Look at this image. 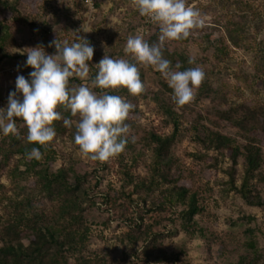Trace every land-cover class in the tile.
<instances>
[{
  "label": "rangeland",
  "instance_id": "obj_1",
  "mask_svg": "<svg viewBox=\"0 0 264 264\" xmlns=\"http://www.w3.org/2000/svg\"><path fill=\"white\" fill-rule=\"evenodd\" d=\"M91 1L92 8L85 0H7V7H16L20 14L29 15L38 24L47 20L56 32L55 38L58 41H76L78 32L79 35L86 36L95 46L93 58L89 61L90 76L95 74V66L92 64L98 63L105 54L129 60L132 55L124 51L129 35L139 34L146 40V36L153 33L151 38L154 39L149 43L159 42L158 24L146 16H141L134 6V0ZM188 4L200 10L205 21L204 26L193 29L188 36V42L166 41L163 54L172 61L173 67L178 52H184L196 60L197 66L207 73L212 90L208 94H201L196 88L190 102L177 105L171 98L172 90L162 74L152 66L137 62L145 95L132 97L124 94L121 88L109 91L125 97L136 107V110L130 111L126 122L130 126L128 135L134 139L139 152L136 165L128 164L129 161L127 163V168L134 176L143 174V161L151 159L150 133L169 134L173 130L171 115L176 116L179 130L170 149L172 171L180 174V184L190 186L197 194L202 211L196 216V221L204 231L203 237L189 239L182 232H175L174 224L168 222L172 214L158 210L146 211L145 207L142 208V202L138 201L136 193H131L133 201L124 199L121 192H131L132 186L126 184L116 155L98 163L89 159L74 144V137L71 135L73 129L56 134L49 142L55 150L54 168L72 165L78 171H88L90 176L99 178V184L88 190L91 198L96 201L95 206L90 209L91 219L94 221L90 225L88 245L98 253V259L105 260V264L180 263L172 259L154 262L140 255L134 256L135 247L125 246L126 243L120 241L121 234L129 227L125 224L127 217L131 213L136 216L139 209L145 223L152 224L154 229L165 233L172 231L161 243L171 254L182 252L180 264H235L240 255L247 252L249 235L246 228L254 232L257 246L264 248V207H250L243 202L229 184V177L225 172L229 165L228 158L198 143L192 130V125L198 120L244 142V133L226 119L220 110L235 108L242 102L244 105L255 103L264 107V87L260 84V80L264 79V0H188ZM1 10L5 22L9 23V34L12 37V41L6 46L10 55L16 56L24 52L25 48L38 44H43L46 53H55L54 44L50 47L41 42V34L37 28L13 20L9 8ZM10 57L1 60L0 107L6 106L9 92L15 90L17 75L22 74L27 78L33 70H24L23 62ZM8 67H15V70L8 71ZM86 82L88 81L73 77L70 78L69 86ZM94 90L101 91L99 88ZM232 112L234 111H230ZM67 117L73 121L77 119L71 112ZM262 121L260 118V122ZM16 122L20 130L24 122L21 118H16ZM3 135L0 132V139ZM248 135L256 138L264 149L263 135ZM16 158L13 155L6 166L0 168V185L3 186L0 187V197L5 194L16 198V188L13 190L16 179L8 174L10 168L16 164ZM22 168L20 165L19 169ZM240 172L241 165H237V186ZM90 184H93V180H90ZM105 195H109V199L104 203ZM114 200L117 207L113 205ZM124 202L127 205L123 211L125 216L120 213V203ZM5 203V200L0 201V213ZM106 218L110 222L105 225L101 221ZM140 249L141 247L137 248L136 252L139 253ZM246 261L247 259L242 264H246ZM257 264H264V254Z\"/></svg>",
  "mask_w": 264,
  "mask_h": 264
},
{
  "label": "trees",
  "instance_id": "obj_2",
  "mask_svg": "<svg viewBox=\"0 0 264 264\" xmlns=\"http://www.w3.org/2000/svg\"><path fill=\"white\" fill-rule=\"evenodd\" d=\"M7 6V0H0V67L3 65L1 60L4 57H15L24 64L27 59L26 53L23 52L16 56L10 55L6 46L12 41V37L9 34V23L2 17L1 9L9 8L13 20L37 28L42 43L50 46L56 39V32L47 20L38 24L29 15L20 14L16 7ZM152 35L153 33L146 36L148 42L154 39L151 38ZM188 39L190 38L176 41L185 43ZM170 54L172 55V52ZM190 59L192 58L186 53L178 52L176 63H181V70L197 66L194 59L195 63L189 64ZM129 61L137 63L132 56ZM30 68L24 67V70ZM95 72L94 68L93 73ZM260 84L264 87V79L260 80ZM121 89L124 94L131 95L126 88ZM197 90L201 94H208L212 90L207 73ZM140 94L145 95V92ZM157 99L161 101L160 98ZM132 110H136V107ZM58 111L62 113V117L70 114L63 106H60ZM220 113L244 133V142L228 133L212 129L198 120L192 125L194 139L206 149L214 150L228 158L229 165L225 172L229 177V184L246 205L264 207V149L256 138L248 135L258 133L264 137V107L255 103L244 105L242 102L235 108L221 109ZM171 122L173 130L169 134L150 133L151 159L143 161L145 172L137 176L127 168L128 161L130 162L128 164L136 165L139 153L134 139L128 135L125 149L116 157L122 166L126 184L131 185L132 190L129 193L124 191L121 193L124 199L129 201H133L131 193H136L138 201L142 202V208L145 207L146 211L171 213L173 216L168 218V222L174 224L175 232L180 231L189 239L195 236L203 237L204 231L196 221V216L202 211L197 194L190 186L180 184V174H174L172 171L170 149L177 137L179 122L176 116L172 115ZM53 125L56 134L65 133L67 129H73L75 132L74 125L71 128L66 127L62 119L54 121ZM74 132L71 133L72 137ZM26 135L27 128L24 123L16 134L3 135L0 139V168L6 166L10 157L17 156L16 164L8 171L9 176L16 179L13 187V190L16 188V198L5 194L0 197L1 202L6 201L0 213V264H105V260L98 259L96 257L98 253L88 245L90 225L94 221L91 219L90 209L96 204L88 190L99 184V178L90 176L88 171H78L72 165L54 168L55 150L51 144L27 142ZM33 147L40 148L42 158H28L26 153ZM20 165L23 166L22 169H19ZM237 165H241L238 186L235 184ZM90 180H93V184H90ZM0 187L3 188L2 185ZM108 199L109 195H105L104 203ZM113 205L114 207L118 205L115 200ZM120 206L122 207L120 213L125 216L123 211L127 205L124 202L120 203ZM101 222L106 225L110 219L106 218ZM125 222L129 227L121 234L120 241L125 242V246L135 247L134 256L140 255L154 262L172 259L181 263L182 252L171 254L161 243V240L172 231L165 233L154 229L152 224L145 223L140 209L136 216L131 213ZM245 231L249 235L247 252L241 254L235 264H242L245 259L246 264H257L264 254V248L257 246L253 237L254 232L250 228H246ZM140 247V252L137 253V248Z\"/></svg>",
  "mask_w": 264,
  "mask_h": 264
},
{
  "label": "clouds",
  "instance_id": "obj_3",
  "mask_svg": "<svg viewBox=\"0 0 264 264\" xmlns=\"http://www.w3.org/2000/svg\"><path fill=\"white\" fill-rule=\"evenodd\" d=\"M134 6L141 16L158 24L159 42L150 44L142 35H129L125 53H130L139 64L159 71L172 89L171 98L177 105L190 102L205 72L200 66L181 70L179 62L173 67L172 61L164 57L163 45L169 40L185 39L193 29L203 27L205 21L200 10L189 6L188 0H134ZM78 33V39L71 43L67 39L52 41L54 54L46 53L43 44L25 48L24 66L33 70L27 78L17 75L15 90L9 92L6 106L0 107V132L16 134V118H21L27 128V142L45 145L56 136L53 122L62 119L66 127L74 124L73 142L82 154L93 161H105L125 149L130 127L125 121L135 107L109 90L123 87L135 96L145 86L137 63L108 54L92 64L96 72L90 76L89 61L95 46ZM194 63L193 59L189 60V64ZM73 77L88 82L69 86ZM96 88L101 91H95ZM58 106L70 110L77 119L62 117ZM26 155L29 159H40L43 153L33 147Z\"/></svg>",
  "mask_w": 264,
  "mask_h": 264
},
{
  "label": "built area",
  "instance_id": "obj_4",
  "mask_svg": "<svg viewBox=\"0 0 264 264\" xmlns=\"http://www.w3.org/2000/svg\"><path fill=\"white\" fill-rule=\"evenodd\" d=\"M85 2L89 5L90 8H92V1L91 0H85ZM147 19H149V18H147ZM6 70L13 72L15 70V67H8Z\"/></svg>",
  "mask_w": 264,
  "mask_h": 264
}]
</instances>
